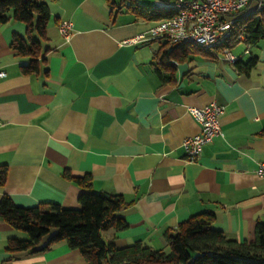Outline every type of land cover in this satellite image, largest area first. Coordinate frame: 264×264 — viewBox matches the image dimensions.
<instances>
[{
    "label": "crops",
    "instance_id": "obj_1",
    "mask_svg": "<svg viewBox=\"0 0 264 264\" xmlns=\"http://www.w3.org/2000/svg\"><path fill=\"white\" fill-rule=\"evenodd\" d=\"M44 1L50 20L37 72L23 73L29 59L11 48L26 25L0 23V165L7 167L0 199L79 208L85 188L63 172L89 173L92 191L129 202L117 212L126 227L101 232L117 248L140 241L165 250L166 233L203 212L213 213V228L227 238L254 240L264 223V179L255 171L264 162V41L243 56L230 47L242 62L258 56L242 70L219 48L149 38L124 44L157 23L136 15L129 0H112L113 8L110 0ZM165 1L132 0L161 10ZM254 11L252 2L238 17ZM62 21L70 24L67 41ZM211 102L223 106L221 134L186 161L181 143L200 131L188 109ZM12 238L27 234L0 217V264H86L65 241L10 252Z\"/></svg>",
    "mask_w": 264,
    "mask_h": 264
},
{
    "label": "trees",
    "instance_id": "obj_2",
    "mask_svg": "<svg viewBox=\"0 0 264 264\" xmlns=\"http://www.w3.org/2000/svg\"><path fill=\"white\" fill-rule=\"evenodd\" d=\"M118 1L122 4L126 0ZM129 2L136 15L147 20L159 21L172 15L168 10L137 4L132 0ZM114 4V1H109L111 8ZM10 19L26 25L25 38L15 35L11 42L13 50L29 59L27 65L21 66L22 72H37L40 53L47 50L42 48L41 42L46 39L50 20L46 2L0 0V23ZM240 34L245 37V44L258 46L264 41V14L254 11L238 17L232 25L233 37L227 44L229 48L239 42L236 37ZM257 62L258 56L251 55L246 62L237 59L234 64L238 69L249 70ZM6 176V165H0V185L4 184ZM63 176L85 188L78 196L79 208H65L56 203L22 207L15 205L8 195L1 197L0 217L27 234L26 239H10L6 247L8 251L46 250L59 241H65L70 248L82 254L86 264H264V223H257L254 240L237 241L213 228L214 215L211 212L192 215L179 223L172 233H166L168 252L153 249L140 241L124 248L105 243L101 236L103 230L126 227L124 218L117 212L127 207L129 202L121 194L92 191L89 173L73 176L65 170Z\"/></svg>",
    "mask_w": 264,
    "mask_h": 264
},
{
    "label": "built area",
    "instance_id": "obj_3",
    "mask_svg": "<svg viewBox=\"0 0 264 264\" xmlns=\"http://www.w3.org/2000/svg\"><path fill=\"white\" fill-rule=\"evenodd\" d=\"M255 3V11H264V0H167L165 10L172 13L170 18L157 21L146 33L136 38L124 40L132 43L145 39H164L171 43H186L200 48L204 52H211L215 48L221 49L222 56L230 62L237 57L227 46L232 39V25L239 13ZM58 32L64 41L71 35L68 22L58 23ZM236 40L245 43V37L237 35ZM246 44L245 54H249ZM5 73L0 70V78ZM188 112L199 122L200 131L183 139L181 147L186 161H195L202 147L221 134L220 117L223 106L211 102L203 107H189ZM256 173L264 179V162L257 163Z\"/></svg>",
    "mask_w": 264,
    "mask_h": 264
},
{
    "label": "rangeland",
    "instance_id": "obj_4",
    "mask_svg": "<svg viewBox=\"0 0 264 264\" xmlns=\"http://www.w3.org/2000/svg\"><path fill=\"white\" fill-rule=\"evenodd\" d=\"M50 25H54L52 20L50 21ZM55 32V29L54 27L51 26L50 30L48 31L50 37L52 40L56 37V34L54 33ZM50 39V40H51ZM233 47V50L235 53H237L238 55H242L244 54V49L246 47L245 43L244 42H238L236 45L232 46ZM236 47V48H235ZM250 49H254L256 46H251L249 45ZM243 56V55H242ZM245 56V55H244ZM53 231V230H52ZM53 233V232H51ZM47 240V237L43 240V242H45ZM165 252H168V248L164 250Z\"/></svg>",
    "mask_w": 264,
    "mask_h": 264
}]
</instances>
